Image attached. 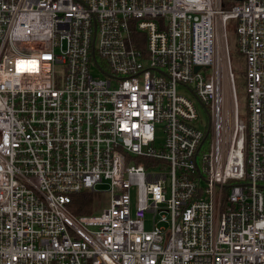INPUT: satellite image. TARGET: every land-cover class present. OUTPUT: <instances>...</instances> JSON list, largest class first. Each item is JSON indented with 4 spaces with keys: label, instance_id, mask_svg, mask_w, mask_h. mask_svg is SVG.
<instances>
[{
    "label": "built area",
    "instance_id": "2783aa9c",
    "mask_svg": "<svg viewBox=\"0 0 264 264\" xmlns=\"http://www.w3.org/2000/svg\"><path fill=\"white\" fill-rule=\"evenodd\" d=\"M0 264H264V0H0Z\"/></svg>",
    "mask_w": 264,
    "mask_h": 264
},
{
    "label": "rangeland",
    "instance_id": "374dc122",
    "mask_svg": "<svg viewBox=\"0 0 264 264\" xmlns=\"http://www.w3.org/2000/svg\"><path fill=\"white\" fill-rule=\"evenodd\" d=\"M230 24V23H229ZM234 28V26H233ZM232 28V30H233ZM228 47L231 53H236L238 51L237 49V40H236V34L234 31H230L228 34ZM233 56H236V54H232ZM239 62L236 63L235 60H233V66H236L240 73L236 74V90H237V100H238V112L239 116L245 120L247 115V107H246V93H245V79H244V72H245V62L243 55H239ZM198 125L199 128L202 130L204 128V125L207 123V114L204 110H202L201 107H198ZM161 137V136H160ZM158 143V141H157ZM100 190L107 189V184H101L99 185ZM109 201V195L107 193H102L95 198V203L93 205V213L99 212L103 207H105L108 204ZM150 222L147 220L145 222V228L148 230L150 229Z\"/></svg>",
    "mask_w": 264,
    "mask_h": 264
},
{
    "label": "trees",
    "instance_id": "16d2710c",
    "mask_svg": "<svg viewBox=\"0 0 264 264\" xmlns=\"http://www.w3.org/2000/svg\"><path fill=\"white\" fill-rule=\"evenodd\" d=\"M233 3L234 2H232V4ZM234 25H235V23H233V22H230V24L228 23V25H227V38H228V34L230 33V31H234V28H233ZM232 28H233V30H232ZM232 54H236V56H233ZM238 54L240 55L239 51H237L236 53H231V51L229 50L230 60L232 62V68H233L234 76H235V82H236V74L242 73L238 70V68L236 66H233V60H235L236 63L239 62ZM236 92H237V90H236ZM207 140H208V134H205L204 145H207ZM98 195L99 194H95L92 192H80V193L72 195V203L70 205V211L75 215L92 214L93 213V205L95 203V198H97Z\"/></svg>",
    "mask_w": 264,
    "mask_h": 264
},
{
    "label": "water",
    "instance_id": "95a60500",
    "mask_svg": "<svg viewBox=\"0 0 264 264\" xmlns=\"http://www.w3.org/2000/svg\"><path fill=\"white\" fill-rule=\"evenodd\" d=\"M233 1H235V2H240V1H242V0H233ZM199 68L198 67H195V71H197Z\"/></svg>",
    "mask_w": 264,
    "mask_h": 264
}]
</instances>
